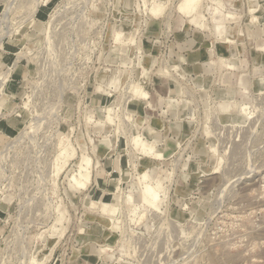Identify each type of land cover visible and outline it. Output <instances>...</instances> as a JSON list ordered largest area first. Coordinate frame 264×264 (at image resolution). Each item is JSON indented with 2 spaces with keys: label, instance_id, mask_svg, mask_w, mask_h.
<instances>
[{
  "label": "rangeland",
  "instance_id": "374dc122",
  "mask_svg": "<svg viewBox=\"0 0 264 264\" xmlns=\"http://www.w3.org/2000/svg\"><path fill=\"white\" fill-rule=\"evenodd\" d=\"M152 1L0 0V264H264V0Z\"/></svg>",
  "mask_w": 264,
  "mask_h": 264
},
{
  "label": "bare ground",
  "instance_id": "6f19581e",
  "mask_svg": "<svg viewBox=\"0 0 264 264\" xmlns=\"http://www.w3.org/2000/svg\"><path fill=\"white\" fill-rule=\"evenodd\" d=\"M200 1L201 0H182L181 4L178 5V9L177 10H178V12L181 15L187 17L189 19V22L192 23V24H194L198 29H204L207 26H206V24L204 22H202V20H201L202 17L197 13V8L200 5ZM163 6L164 5L159 0L152 1L151 8L149 10V13L151 14L150 16L156 17V16L162 14L163 8H164ZM214 11H215V14H219L221 12L220 9H219V6H215ZM214 29H217V27L215 26ZM230 32H231V30L228 31V35L227 36H230ZM121 36H122L121 33H117L116 34L115 39H116L117 42H119V40H121ZM228 41H229L228 39L225 40V41L222 40L220 44H225L224 42H228ZM226 50L228 51V53H230V55H232L233 53H235V49L234 48H231L230 46H228L226 48ZM227 60L228 61H227V63H225L226 64L225 67H228L230 69L231 68H234L235 67V64L237 63V60L233 56H231ZM0 76L2 78L4 77V75L2 73L0 74ZM130 92H131V94L133 96L135 95L140 101H144V100H147L148 99V98L145 99V97L147 96V93L145 91H143V90L141 92H139L137 86L134 87L132 85L131 88H130ZM240 111H241V117H239V118L232 117L231 122H233V123H236L237 122L238 123L239 122L238 120H240V122H243L244 120L247 119V116H248L247 107L245 105H241ZM106 114H107L106 115V120L107 121L112 120L111 119L112 116H111V109L110 108H108L106 110ZM71 149H73V148H71ZM68 150L66 148H63V149H61L59 151L60 152L59 153V156L57 155L58 158L56 159L55 164H54V171H53L54 172L53 173L54 176H57L66 167L69 158L72 156V154H70V152L72 150L71 151H68ZM88 165H89V161L86 160L84 163H81L79 165V170L80 171H83V172H87ZM81 178H82L81 181L80 180L78 181V180L74 179V182H75L74 184L77 187H82L83 188L85 186V184L87 183V179H85L84 176L81 177ZM141 179H142V184H144L145 187H146V190H145V198H144L145 203H147L148 205L152 206L154 204L153 196L156 197L157 193L159 191H161V189H162V184H163L162 183V180L159 179V181H156L154 184H152V183H150L151 178L148 176L147 173H143L141 175ZM101 194H102V192H100V191L98 192L96 189H94L91 193H89L87 195V197L89 199V204H88V207L89 208H91L93 210H96V211H101V210H103V208H105L106 205H105V202H103L101 200ZM114 198H115V200H113L111 202L110 209H109V212L108 213L112 217L117 218L118 216H116V215L120 211V209L118 208V206L116 204V202H117L116 195L114 196ZM59 213L61 215L60 217H62L63 216V213L61 211H59Z\"/></svg>",
  "mask_w": 264,
  "mask_h": 264
}]
</instances>
